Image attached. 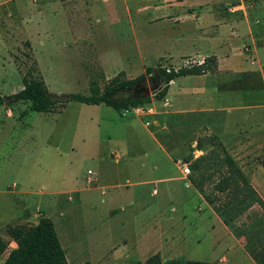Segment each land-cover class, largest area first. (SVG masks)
Wrapping results in <instances>:
<instances>
[{
	"label": "rangeland",
	"instance_id": "obj_1",
	"mask_svg": "<svg viewBox=\"0 0 264 264\" xmlns=\"http://www.w3.org/2000/svg\"><path fill=\"white\" fill-rule=\"evenodd\" d=\"M256 3L0 0V97L18 92L30 67L48 95L61 101L88 95L91 72L98 69L108 80L118 72L133 79L153 68L134 89L112 97L121 100L138 92L153 96L159 85L156 66L199 64L214 53L242 66L250 61L252 46L264 42ZM197 79H175L160 101L120 113L103 104L73 102L58 113L30 112L25 102L0 106L3 253L15 247L7 227L33 226L47 218L61 248L69 247L76 258L72 264L81 258L90 264L143 263L153 254L161 264H254L243 249L244 238L224 227L185 183L182 160L195 139L215 135L264 202L259 165L264 159L243 151L244 135H223L222 121L232 116L224 109L230 105L222 102L229 95L208 96L200 90L207 78ZM218 81L216 90L236 92L230 77ZM238 95L231 97L238 107L263 98L261 91L251 94L248 88ZM243 130L239 127L238 134ZM253 215L264 221V212L254 206L237 225Z\"/></svg>",
	"mask_w": 264,
	"mask_h": 264
},
{
	"label": "trees",
	"instance_id": "obj_2",
	"mask_svg": "<svg viewBox=\"0 0 264 264\" xmlns=\"http://www.w3.org/2000/svg\"><path fill=\"white\" fill-rule=\"evenodd\" d=\"M264 45V42H263ZM158 90L153 96L138 92L121 100L112 99L116 94L134 89L144 74H150L153 68H146L143 74L127 79L123 72H118L104 80L98 69L91 72L88 95L72 94L64 100H57L48 95L43 81L30 67L21 76L22 88L6 97H0V106L6 102H25L28 111L34 113H58L67 103L73 102L86 106L103 104L116 113L138 108L151 101H160L166 95L169 83L176 78L202 76L216 71L213 56L203 58L200 64L182 65L178 68L156 66ZM94 76V78H92ZM99 79V80H98ZM25 114V112H23ZM209 149L205 151V148ZM204 152L193 157L192 151ZM186 168V179L198 193L203 202L235 237H243V249L254 264H264V221L258 216L247 217V224L237 225V220L247 211L257 206L264 212V202L250 185L248 178L239 168L224 146L214 135L198 137L194 147L182 160ZM264 172V161L259 162ZM6 236L15 244L2 264H68L61 248L55 229L47 218H39L33 226H14L5 229ZM7 242L0 240V254L6 249ZM82 264H90L84 261ZM128 264H161L158 254L148 257L143 263ZM183 264H211L200 261H185Z\"/></svg>",
	"mask_w": 264,
	"mask_h": 264
},
{
	"label": "crops",
	"instance_id": "obj_3",
	"mask_svg": "<svg viewBox=\"0 0 264 264\" xmlns=\"http://www.w3.org/2000/svg\"><path fill=\"white\" fill-rule=\"evenodd\" d=\"M256 1H257L256 7H259L260 5L262 9L261 23L264 25V0H261L260 2L258 0ZM189 54H193V53H189ZM221 55H222V52H221ZM249 55L251 57L250 61L249 62L245 61V63L242 66H240L237 63L234 64L235 62L233 61L232 58L229 60L228 59L224 60V59L219 58L217 56V53H214V55H209V56H213L216 62V71L213 74H205L202 76H186V77H196L198 78L197 80L207 78L208 80V82H206L207 84L203 85V88L200 90H203L204 91L203 93H205L208 96L221 98L223 96L229 95V100H228V97H226L227 99L222 102H226L227 104L230 105L228 108L226 107L224 109L228 110V112H230L232 116L228 115L222 121V126H223L222 129L225 130V133H223V135L227 137L244 135L247 138V140H246V144L241 146L243 151H245L250 156L261 157L264 159V45L252 46V48L250 49ZM221 77H225L226 80L230 77V82H232L231 84L237 86L236 92L230 91L229 89L216 90L215 89L216 87L220 88L219 87L220 82L218 81V78H221ZM180 78H185V77H180ZM172 82L173 81H171L170 83ZM245 82H247V84H245ZM221 86H224L222 84V81H221ZM212 88L214 90H210ZM243 88L245 89L248 88L249 93L251 94L261 91L262 97H263L262 102H255V103L253 102L252 104L248 106L246 105L245 107L236 106L240 102L237 99H231V97L232 95H234L235 98L240 97V95L238 94L243 92ZM232 105H235V106L232 107ZM243 111L245 112V114L242 113ZM237 124H240V125H237ZM239 127L242 129H245L243 130L244 133L238 134ZM261 161H264V160H261ZM172 164L174 165V163ZM184 179H185L186 185L190 186V184L188 183L186 179V174H185ZM194 192L198 195V193L195 190ZM8 210H11V209L8 208ZM6 216L9 217V213H7ZM10 242L13 243L12 241ZM64 246H67L66 241L63 242V248L65 249ZM67 251H69V247L67 248L66 251H64L65 259L68 264H72V261L74 262L76 258L71 255L70 251L68 255ZM7 254L8 253L0 254V256L2 257V259L0 260V264H2ZM83 259L84 258H81L80 262L83 263L85 261V260L83 261ZM80 262H78L77 264H82Z\"/></svg>",
	"mask_w": 264,
	"mask_h": 264
}]
</instances>
